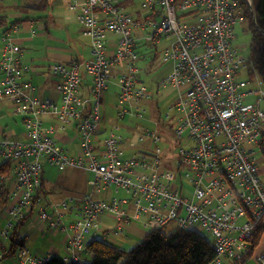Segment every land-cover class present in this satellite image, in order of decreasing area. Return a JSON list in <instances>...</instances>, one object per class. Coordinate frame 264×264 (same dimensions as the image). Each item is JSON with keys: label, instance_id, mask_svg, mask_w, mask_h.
Segmentation results:
<instances>
[{"label": "built area", "instance_id": "2783aa9c", "mask_svg": "<svg viewBox=\"0 0 264 264\" xmlns=\"http://www.w3.org/2000/svg\"><path fill=\"white\" fill-rule=\"evenodd\" d=\"M129 1L69 3L91 38L90 56L50 66L57 77L55 99L42 98L32 81L23 78L29 66L22 60V47L11 32L0 30V101L11 103V115L24 129L22 135L3 127L0 133V189L9 194V220L0 237L8 238L12 221L42 203L43 168L49 164L58 171L70 167L91 175L89 192L64 194L34 212L46 229L65 232V262L84 260L80 253L100 232L99 216L109 213L116 218L117 233L134 221L201 231L216 254L209 264H237L248 251L254 229L264 225V183L256 156L264 136L259 103L264 100V80L261 73L257 76L252 55L244 56L234 43V25L244 20L242 3L250 5L251 0H139L138 6L127 8ZM163 40H170L162 59L169 60L172 69L161 85L178 89L170 107L179 114L170 167L162 165L160 149L141 143L161 142L158 131L142 129L138 145H131L138 148L126 155L128 138L116 132L118 124L105 128L101 111L115 68L116 116L146 113L142 103L150 92L139 77V50L145 42ZM260 48L264 51V40ZM83 84L88 94L82 93ZM47 116L56 122L46 125ZM68 126L74 133L59 137ZM110 187L114 195L98 197ZM72 213L76 218L64 217ZM240 218L244 221L237 224ZM7 252L8 246L2 245L0 263ZM18 252L22 263L44 260L32 258L25 249ZM252 256L264 264V249Z\"/></svg>", "mask_w": 264, "mask_h": 264}, {"label": "rangeland", "instance_id": "374dc122", "mask_svg": "<svg viewBox=\"0 0 264 264\" xmlns=\"http://www.w3.org/2000/svg\"><path fill=\"white\" fill-rule=\"evenodd\" d=\"M63 2L64 1L62 0H39V1L38 0H0V15H4L5 18L9 20H12L18 17V15H20L21 18L30 17L32 19H37L38 17H40L41 22L45 23L46 21V24H47V19H48L47 15L48 14L51 15L52 12L54 13V15L60 12H62L63 14H65L66 12L72 13V11L69 10V7L64 6L65 4L60 5L61 8L58 7V5ZM135 3H136V6H138V0H135ZM248 6L250 10L252 11V15H253V10L255 7V0H252L251 4ZM242 13L244 16V20L241 22H237L234 25V33H235L234 43L239 44L241 53L244 56L248 57L250 53L249 43H250L251 33L248 28L249 18L248 17L246 18V16L244 15V7H242ZM53 18L55 19V17ZM37 25L38 23L36 24V28L31 30L30 32L33 33V31L39 29L38 32L42 31L45 34L51 36L50 41L49 43H46L44 41L31 42L30 48L27 50H31V48H33L34 45H39L41 46V48H39V51H41V49L46 48V45L51 44V45H56L55 47L65 46L66 49H69V45H71L72 49L79 51L80 53H82L81 49L84 50L85 52H88V48L86 46H83L82 43L87 44L89 42L88 40L89 38L82 36L79 30H77V32L74 33L73 31L69 29V37H68L67 32H66L67 30H65L58 24L57 19H55V22L52 23V25L50 26L47 25L46 29L45 28L43 29L42 27V29L40 30V28ZM76 27H77V24H76ZM80 27L82 30V34L85 35L83 32L82 26L78 22V28ZM14 32L13 34H18V27H17V31L15 33ZM113 36L114 34L108 33V37L112 38ZM169 41L170 40H163L159 44L154 43V42H145L140 47L141 48L139 50L140 57L138 60V66L140 68V77L150 92L149 99L142 103L144 108L146 109V113H144L143 116L136 117V116L126 115L123 118L116 116V111L113 108L117 102V98L115 96L116 86L114 85L115 79H111V81H109L108 90L104 92V107L106 109L105 121L107 122L110 117L114 119L112 121V124H116V125L118 124L119 126V130H116V132L126 136V138L129 139L126 142L127 144H125L128 147V151L125 152L126 155H130L138 148V147L131 148V145L132 143L134 145H138V143L136 142L137 133H140V131L144 128H148L150 131H158L162 134L163 140L157 143L156 145L150 143L148 139L141 142L143 145H146L148 147L160 149L161 150L160 155L162 156V158L171 157V153H173L172 149L174 150V148H176L177 146L176 136L174 134L173 129H174V125L176 123V120L179 114L174 109L173 110L170 109V107L172 106V104L174 103L175 99L178 96V89L173 88L171 85H168V84L164 86L161 85V80L165 78L172 69V65L170 61L166 59H162L163 49L168 44ZM53 64H60V62H56ZM256 70L258 72L257 73L258 78L262 77L263 75L262 74H261L262 76L260 75V72L258 71V69ZM242 75H243L242 76L243 78L247 77V74L245 75L242 74ZM262 80H264V76ZM253 84H255L254 81H253ZM261 88L264 89V83L261 85ZM38 93L42 97L47 96L45 93L44 94L42 93L41 88L39 89ZM256 98H257L256 96H251L252 100H255ZM259 103H260L261 108L264 109V100H260ZM10 113H11V109L9 105H7V103H0V117H2L0 118V126H5L6 129H11L14 131L15 134H18L23 129V126L18 120L14 121ZM111 127L112 126L109 125L108 129H110ZM167 146H168V150H162V149H166ZM256 156H258L259 158V166H260V170L262 173L261 178H262V181L264 182V169L262 167L263 164L261 161V156L259 154H256ZM73 170L74 169L67 168L62 173V171H58L55 167L49 164H46L44 165V175L43 176H44V179H46V181L48 182L47 185L63 187L64 188L62 192L63 194H68V193L77 194L78 192H74L72 190H79V189L82 190L81 189L82 187L81 185H77L76 183L69 182V174H71ZM86 177L87 179L91 178V175L87 173ZM71 185H77L78 187L77 188L72 187ZM186 187L187 189L190 190V187L188 185H186ZM121 193L122 191H120V193L118 194L121 195ZM185 194L188 197H190L191 191H186ZM50 202H52V199L50 200ZM40 205L45 206L46 202H42L41 204H36L34 207V212L38 210ZM64 217L68 219L69 217L76 218L75 213H72L70 215L66 214L64 215ZM243 221L244 220L240 218L236 221V223L241 224ZM15 223L16 222H14L13 225ZM21 226L22 225H20V227ZM172 226L174 225L169 224L168 226L162 229L164 232H167L171 230ZM47 238L48 236L46 235L45 239ZM40 244H42L41 240H36V238H33L32 243L29 246V248H37V246ZM8 248H9V245H8ZM15 249H16L15 253L18 256L19 252L17 251L19 247H15ZM29 254L31 255L32 258H35V259H39L41 257V256L38 257L36 255H33L30 252ZM10 258L16 259L15 256H11ZM84 260L82 262H84ZM90 260L91 258L88 256L85 262H89ZM253 261L254 263H252ZM251 263L258 264L253 259V256L250 261V264ZM25 264H32V263H25Z\"/></svg>", "mask_w": 264, "mask_h": 264}, {"label": "crops", "instance_id": "0c3cea01", "mask_svg": "<svg viewBox=\"0 0 264 264\" xmlns=\"http://www.w3.org/2000/svg\"><path fill=\"white\" fill-rule=\"evenodd\" d=\"M62 1H64V2L60 3L58 5V7H60V8H61L60 5H64V4H65L64 5L65 7H69V3L71 1H76L78 3H82L83 0H62ZM138 3H139V0H138ZM132 6H136L135 0H130L129 4L126 5L127 8H131ZM69 10L72 11V13L66 12L65 14H63L62 12H60V13H56V15H54V13L52 12L51 15L48 14L47 15L48 16L47 24H46V21H45V23H42L40 20V17H38L37 19H32L30 17H22L23 19L25 18V20L23 22H21L19 26H14L12 28V30L10 31L12 33V36L14 37L15 41L18 42V44H20V46L22 47V60H23V62L29 66L28 69H26L24 71L23 78H28L29 80L32 81V83L37 88V93L39 92L40 88L42 89V93L43 94L45 93L47 95L45 97L41 96L42 98L55 99L57 97V94L55 91V85H56L57 77H55L50 71V66L53 63L60 62V63H64V64H69L73 60H77V61L86 60L90 56L91 38L87 35L82 34L81 27L78 28V21H77L78 10L77 9H71L70 7H69ZM18 17L21 18L20 15H18ZM53 17H55V19H57L58 24L62 28L67 30L66 32H67L68 37H69V29L71 31H73L74 33H76L77 30H79L80 34L82 36L88 37L89 42L87 44L82 43L83 46H86L88 48V52H85L84 50L81 49L82 53H80L79 51L72 49L71 45H69V49H66L65 46L55 47L56 45H51V44L46 45V48L41 49V51H39V48H41V46H39V45H34V47L31 48V50H27L30 48V43L34 42V41H40V42L44 41L46 43H49L51 36L45 34L42 31L38 32L39 29L33 31V33H31L30 31L36 28L37 23H38L37 26L40 28V30L42 29V27H43V29L44 28L46 29L47 25L50 26V25H52V23L55 22V19ZM76 24H77V27H76ZM17 27H18V34H13L14 31L15 32L17 31ZM20 27H21V29H20ZM258 29H259V27H258ZM259 30L263 36L264 35V33L262 32L263 30L261 28ZM1 47H2V43L0 41V49H1ZM147 66H148V64H147ZM111 73H112V77L110 78L109 81H111V79H115L114 85L116 86V91H117L116 77H115L116 69L113 68ZM139 77H140V73H139ZM140 79H141V77H140ZM108 86H109V83L107 85V88L104 90V92L106 90H108ZM104 92L102 95L101 111H102V116L104 118V127L108 128L109 125H111V126L114 125V124H112V121L114 119H112L110 117L107 122L105 121L106 109L104 107ZM82 93L88 94V86L85 84H83ZM115 96H116V92H115ZM0 103H7V105H9V107L12 111V106H11V103L9 101L2 100V101H0ZM114 110H115V108H114ZM10 115H11V113H10ZM11 117L14 119V121L18 120L20 122V120L18 118L13 117L12 115H11ZM0 118H2V117H0ZM44 120H46L45 122H47V123H45L46 125H50V124H53L56 122V119L52 116L44 117ZM2 127L4 128V130L6 129L5 126H0V133L3 129ZM6 130L8 132H11L12 134H15L14 131L11 129H6ZM23 131H24V129H22L19 133L22 135ZM73 133H74L73 128L68 126L65 129L60 130L57 133V135L61 138H67L68 136L72 135ZM161 137L163 140L162 134H161ZM73 142H74V145H76V141L73 140ZM171 143H172V141H171ZM125 144H127V143H125ZM125 147H127V145H125ZM166 148H168V146ZM127 150H128V147H127ZM174 153H175V151L173 153H171V157H169V158H166V157L162 158L161 159L162 165H164L165 167H170L171 161L174 158ZM262 167L264 169V165H262ZM69 169H74L73 172L71 174H69V182L76 183L77 185H81V187H82L81 188L82 190L79 189V190H72V191L78 192L77 194L89 192L90 186L87 183L89 178L87 179V177H86V174H87L86 171L83 169L70 168V167H69ZM65 170H63L62 173ZM260 172H261V170H260ZM43 175H44V168H43ZM43 175H42V182H43L44 190H41L42 195L43 194L47 195V196L51 197L52 199L53 198H60L62 195H64L62 193L63 189H64L63 187H60V186L56 187V186L47 185L48 182L46 181V179H44ZM77 185H71V186L77 188L78 187ZM72 194H75V193H72ZM111 195H114L112 187L108 188L104 193H100L98 195V197L105 198V197H108ZM3 213L2 212L0 213V227H3L5 225V221H6V215L4 216ZM144 219H145L144 217H141V221H144ZM98 222H99V231L100 232L97 234V239H102L103 241L110 243V244H113V245H116L117 247H119L123 250L131 249V247H133L136 243H138L142 238H144L146 236V234L149 232V230L153 229V227L148 225V224L144 225L141 222L134 221V222H129V223L125 224L122 232L117 233L114 231V227L116 225V218L112 214H109V213L101 214L99 216ZM14 225L12 226L11 231L14 228ZM18 232H19V238L23 240V243H24L23 247L26 250H28L30 253H32L33 255H36L38 257L39 256L43 257V256H48V255L49 256L58 255L60 257H64L66 254L65 249H64L66 234L64 233V231L60 228H56L54 230L46 229L43 226V224L36 218V216H34V211L31 215H29L27 217V220H25L22 223V226L21 227L19 226ZM46 235L48 236L47 239H45ZM33 238H36V240H41L42 244L38 245L37 248H29V246L32 243ZM2 245L8 246L9 245V239L8 238L2 239L0 237V250H1ZM19 249H21V248H19ZM261 249H264V234L262 235L258 246L255 248L254 253H257ZM15 252H16V250H15ZM15 252L11 256H15L16 259L10 258L11 256L7 254L3 258V260L0 264H25V263L20 262V260L18 259L19 255L17 256ZM80 255L83 259H85L84 261H86V258L88 256L91 258V254L87 250L81 252ZM251 258H252V256L247 261H245L244 264H250ZM252 263H254V261Z\"/></svg>", "mask_w": 264, "mask_h": 264}, {"label": "trees", "instance_id": "16d2710c", "mask_svg": "<svg viewBox=\"0 0 264 264\" xmlns=\"http://www.w3.org/2000/svg\"><path fill=\"white\" fill-rule=\"evenodd\" d=\"M242 5L244 15L249 18L250 54L257 62L259 72L264 76V59L262 58L264 51L260 48L264 37L258 29L259 27L264 31V0H255L253 16L249 6L244 3ZM24 20L25 18L19 17L9 20L4 15H0V30L1 32H10L14 26H19ZM259 146L261 161L264 165V136L260 138ZM41 188L44 190L43 182ZM42 197V202L46 203L52 199L44 194ZM8 202V191H0V213L4 212V216L6 215L5 225L9 220L5 210ZM33 207L32 203L31 208ZM32 213L33 211L23 219L14 221L16 224L8 236L9 248L6 255H13L15 247L25 249L23 240L19 238L18 228ZM263 233L264 225L262 224L254 229L248 238V251L237 264H244L252 256ZM86 249L91 254L89 262H65L60 256L52 255L47 261L39 264H209L216 256L210 240L203 232L178 227L167 232H164L162 228H153L129 250H123L102 239L90 242Z\"/></svg>", "mask_w": 264, "mask_h": 264}, {"label": "bare ground", "instance_id": "6f19581e", "mask_svg": "<svg viewBox=\"0 0 264 264\" xmlns=\"http://www.w3.org/2000/svg\"><path fill=\"white\" fill-rule=\"evenodd\" d=\"M259 155H260V149H259V153H258ZM259 159V158H258ZM259 163V162H258ZM259 172H260V166H259ZM261 173V172H260ZM261 175H262V173H261ZM264 183V182H263ZM0 191H4L3 189H0ZM51 256H43V257H40L39 259H44L43 261H40V262H37L36 264H39V263H42V262H45V261H47L49 258H50ZM62 259H63V257H61Z\"/></svg>", "mask_w": 264, "mask_h": 264}, {"label": "water", "instance_id": "95a60500", "mask_svg": "<svg viewBox=\"0 0 264 264\" xmlns=\"http://www.w3.org/2000/svg\"><path fill=\"white\" fill-rule=\"evenodd\" d=\"M260 29V28H259ZM262 31V30H261ZM264 33V31H262Z\"/></svg>", "mask_w": 264, "mask_h": 264}]
</instances>
